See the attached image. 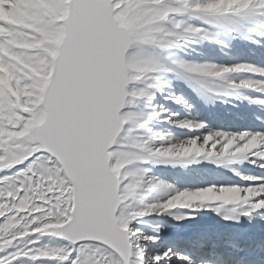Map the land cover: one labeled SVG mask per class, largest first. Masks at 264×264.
<instances>
[{
    "label": "snow or ice",
    "instance_id": "obj_1",
    "mask_svg": "<svg viewBox=\"0 0 264 264\" xmlns=\"http://www.w3.org/2000/svg\"><path fill=\"white\" fill-rule=\"evenodd\" d=\"M159 3L161 0H0L4 11L0 18V172L17 170L19 177H24L20 190L25 182L33 192L50 185L47 191L58 197L55 207L63 221L58 235L71 244L51 250L17 249L7 257L0 256V264L19 257L33 261L48 258L60 264H100L95 254L101 246L106 253L104 264H130L131 251L139 245H134L129 230L131 217L113 215L115 183L108 175V157L112 153L104 151L105 144L115 142V133L105 141L95 131V123L103 105L117 122L116 132H120L129 119L118 114L128 95L125 85L145 71L157 70L151 62H126L125 52L135 40L152 39L153 25L172 11L160 10L155 6ZM196 7L206 13H221L213 3ZM237 11L264 13V2L254 0ZM186 31L195 34L200 29ZM180 67L216 78L232 69L215 65ZM128 69H135L136 74L128 75ZM245 71L260 72L249 65ZM245 83L253 86L249 81ZM256 139L253 136L249 146ZM197 151L199 154L203 149ZM120 166L118 163L113 171ZM260 167L264 168V164ZM32 177L37 178L35 186ZM256 180L264 184V178ZM137 186H128L126 193L130 195ZM98 190L102 194L97 195ZM211 193V188L195 194L181 192L176 199H217ZM13 195L11 191L4 193L9 199ZM257 197H264V192L252 198V208H264V199ZM18 199L19 203L12 206L17 213L30 206V197ZM40 199L52 202L45 196ZM173 204L170 199L154 207L164 211L174 208ZM10 210L0 199V252L28 235L46 234L45 229L56 223L53 220L51 224L32 227L14 215L5 220ZM44 210L37 207L35 212ZM152 211L149 208L133 216ZM21 227L23 231H17ZM169 253L166 250L152 256V264H161Z\"/></svg>",
    "mask_w": 264,
    "mask_h": 264
},
{
    "label": "bare ground",
    "instance_id": "obj_2",
    "mask_svg": "<svg viewBox=\"0 0 264 264\" xmlns=\"http://www.w3.org/2000/svg\"><path fill=\"white\" fill-rule=\"evenodd\" d=\"M241 1L242 0H231V3L238 4L241 3ZM245 1L247 0H243L242 3H245ZM171 2L172 0H161L163 6L160 10L171 9V13H175V10L177 13V15H175L176 17L187 19L194 17L196 20H173L170 22L171 17H169L168 19L159 22H162L165 25L164 21H167L166 26L173 25L175 28H181L185 32L183 33L185 34L184 36L191 33L186 31L189 28L200 29V32L195 33L196 36H193H200L198 37L200 39H196L193 41L194 43L189 42V40L186 41L185 39V42L187 43L186 45L188 46V44H190L191 46H188V49L185 48L179 50L180 54H184L185 52V55L190 54L191 50H189V48L194 47L196 44H198L196 45L198 47L199 44L200 47H204L202 44H204L206 39V37L204 38V33L206 31L205 26L207 25H204L203 19L205 15L210 13L199 10L196 6L204 3H223L225 0H189V5L186 8H173V2ZM179 11L180 13H178ZM0 13L3 17V9H0ZM183 13L186 14L182 15ZM188 13H191L192 15L190 14L191 16H189ZM177 25H179V27H177ZM237 29H239V26L238 28L236 27V30ZM172 33L175 34L179 32ZM180 34L182 33H179L178 36H180ZM171 37H173V35ZM176 37L177 36L174 38L176 39ZM213 38L216 39L211 35L207 36L208 40H213ZM172 39L173 38L170 40L169 38L170 41L166 39L165 44L168 43V45H173L174 43H171L173 41ZM178 45L177 47H174V50L176 48V51H178ZM212 50L216 61L219 62L222 60L224 61L228 55L225 48L221 45H217V47ZM177 54L170 52L169 55L172 57L167 63L161 58L160 66H155L158 70H156L157 77L154 78L153 87L154 85L155 87L152 88L154 91L150 92L152 90L150 88H145L142 91L143 93H150L151 95H149V97L154 101L152 102V107L148 106L150 107V110L147 111L144 109L145 112L132 111L135 112L133 115L137 118L146 119V123L144 122L145 124H142V127L139 129L137 128L138 131L136 130V137H131L132 139L130 142L133 146L132 150L120 152L119 149L117 151V145L120 138L116 142V146L111 150L113 159L115 157L113 153H117V156L115 157L116 162L122 163V158H118L123 156V161H128L127 163H124L126 168L123 170V176L116 170L121 178L120 193L123 200L117 218L131 217L129 230L133 233L132 239L134 245H139V247L133 248L131 264H152V256L166 250H170V253L161 264H231L233 263L234 256L239 253L242 246H249V249L256 255L258 262L263 264L264 208H252L251 205L253 203L252 198L259 195L261 192H264V184H259L260 181L256 180V178H263L264 175V168L260 167L261 164H264V151H253L256 146H259V140L264 137V134L257 132L254 134H247L248 137H246L244 136L246 134L241 136V134H227L221 130H217L215 132H218L221 135L211 136L209 130H206V125L209 126L214 124L215 127L223 125H220L217 119H215V104L213 103L214 105H212L210 100H208V98L212 99L213 97H209L207 91L204 92L201 90L203 88L200 89L192 86L194 91H189L191 88L186 89L187 86L191 85V82L187 84L185 83L186 81L179 76L181 74L178 73L179 70H185L184 68H181L179 64L183 63L186 65H192L191 63L194 62L189 61L190 57L188 56L182 57ZM175 67L177 68V70L174 69L176 70V73L171 70V68ZM165 80V83H167L168 80H175L177 84L175 82L176 86H173L174 82H170L164 87L162 81ZM177 89L182 90L175 91ZM184 94H191L190 96L192 97L189 99H194L195 101L196 98V103L203 105L207 104L208 106L205 107L207 108L206 115L202 114L201 117H199L197 114V120V116H194L195 112L193 113L191 112L192 110L190 111L189 106L194 105L192 103H190V105L189 103H185L183 106V108L185 107V110H180V107H182L181 104L186 100H182L179 95L184 96ZM193 94H195V96ZM158 98L170 103V105L171 103L176 104V102H178L176 100L179 99L182 100V103L178 105L176 104L175 107L173 106V109L166 110L162 109V106L158 104ZM179 102L181 101L179 100ZM128 105L127 101L126 107H128ZM153 105H155V107ZM204 110L205 109L203 108L202 113ZM178 112H180L181 115L178 114ZM188 112L189 114H187ZM262 112H264V109ZM124 113L125 112L123 111L122 116ZM259 114H261V112ZM206 117L210 120L206 121ZM176 121H198L203 126L198 129L179 126L174 123ZM230 125L231 124L229 123V126ZM183 127H186L184 136H182L180 132V135H177L178 131H183ZM228 135L231 136L230 138H226V143L222 142L221 140ZM236 135L241 137H237ZM253 136H256L257 138L256 143L249 146V141L252 140ZM206 137L208 139H206ZM234 137H237L238 139H242L243 137H245V139L248 138V140L244 139L246 142L243 144V149L244 151L250 149L253 152L250 154H238L235 152L234 148L237 145L240 146V141L236 138L234 139ZM229 140L232 141L231 144H229ZM177 141H183L184 143L173 148L172 145L176 144ZM193 141H195V143H193ZM141 145L143 146L141 147ZM185 149H190V151L185 152ZM199 149H203V151L198 154L197 150ZM115 151L117 152L115 153ZM165 152L168 154L165 155ZM152 154H154L152 159L142 158ZM240 155H243L244 158L238 159L237 157ZM162 157L167 158V160H162ZM113 159L111 165L114 163ZM249 169L253 170V175L248 173L250 172ZM250 177L255 179L257 184L250 186H248V184L246 185L245 181H247V179L249 180ZM241 179H245V181H240ZM132 184H138V186L129 195L126 193V189ZM209 188L215 190L213 195L217 197V199L205 201L193 200L188 202L187 207H181L178 205L164 211H157L159 207H154L166 203L172 197L181 192L195 194L196 192L204 191ZM123 190L124 195L126 193L125 196L122 193ZM225 190L234 191L237 198L231 201L221 199L220 197ZM256 199H264V197H257ZM231 207L232 209L230 210ZM149 208L153 209L151 213L141 217L133 216L132 211H147ZM244 211H248L250 214L244 216L242 214ZM238 216L241 218L239 219ZM177 217H182V219H177ZM226 217L230 218L226 219ZM156 225H163L170 228L167 232V237L162 238L159 236L160 234L157 233L158 231L156 232L154 230V226ZM187 230L190 232L186 233L185 231ZM144 237H155V239L145 240ZM144 243H147V246L145 248L146 253L142 257V245ZM221 257L223 260H221Z\"/></svg>",
    "mask_w": 264,
    "mask_h": 264
},
{
    "label": "rangeland",
    "instance_id": "obj_3",
    "mask_svg": "<svg viewBox=\"0 0 264 264\" xmlns=\"http://www.w3.org/2000/svg\"><path fill=\"white\" fill-rule=\"evenodd\" d=\"M172 2L171 3L174 6L173 8H178V7L186 8L189 5V0H172ZM242 2L243 0L241 1V3ZM252 2H254V0L245 1V3H252ZM261 2H264V0H261ZM155 6L160 9L163 6V4L159 3L158 5H155ZM174 12L175 13H171L170 11L168 12V16L166 19L171 17L170 22H172L173 20L174 21L175 20H186V21L196 20V18L194 17L188 18V19L176 17L175 15H177V13L175 10ZM178 13H180V11ZM185 14L186 13H183L182 15H185ZM188 14L189 16L192 15L191 13H188ZM0 18H3L1 13H0ZM166 22L167 21H164L165 23L164 25L162 22L158 21L155 25H153L154 31L152 33V36H153L152 39L135 40V43H134L135 45L132 48L131 52L129 53L127 61L132 62V63L147 61V62H151L152 64L155 63L154 66L159 67L161 63V58L163 59L164 62L167 63L168 60H170L172 57L171 55H169L170 52H174L175 54H177L178 52L177 55H181L182 57L184 56L190 57L189 61L194 62V63H191L192 65H195V64L196 65H215L218 68L221 66L231 67L237 64H244V65H249V66L259 69L260 72L258 73H252V72H247V71L229 72V73L224 74V76L220 78L206 77L198 73L188 72L186 70H179L178 73H181V74L180 75L178 73L177 74L180 77H182L184 81H186L185 83L189 84L191 82V85H189L191 87L189 86L186 87V89L191 88L189 89V91L191 90L194 91V88L192 86H194L195 88L198 87L200 89L203 88L201 90H203L204 92L207 91L208 96L211 98L213 97L212 99L208 98V100H210L212 105L215 104V106L217 107V108L216 107L214 108L215 110L214 114L216 117L215 119H217L220 125L221 124L223 125H221L220 127H215L214 124L209 125V126L206 125V130H209V129H212L213 131L221 130L222 132L227 133V134H241V136L246 134L244 135L246 137H248L247 134H252V133L254 134L257 132L264 134V112H262L264 109V105L262 104L264 103H261V101H264V91L258 90L260 87L264 88V74H262L264 73V62H263L264 61V13H261L258 11H246V12H241V13L228 12L224 14L223 12H221V13H214V14L210 13L208 15H205L203 22H204V25H207V26H205L206 31L204 33V38L206 37V39L204 41V44H202L204 45V47L202 45L201 46L203 48L200 47V44H199V47L196 46L198 44L196 45L194 44L196 48L194 45H193L194 47H190L191 49L189 48V50H191V53H190L191 55L190 54L185 55L186 52L184 54H180L179 50L181 49L183 50L185 48L188 49V46H191L190 44H188V46L186 45L187 43L185 42V39L186 41L189 40V42L194 43L193 41H195L196 39H200L198 38L200 36L193 37V36H196V34L188 33L186 34L187 36L186 37L184 36L185 34H183L185 32L181 28L179 29L175 28L173 25L166 26L167 24ZM235 26L237 28L239 26V29L236 30ZM167 29L169 31L173 30L172 32H179L182 34L178 36L179 33H175L176 34L175 35L171 31L169 32ZM171 34L173 35V37H171L172 36ZM208 34L211 35L212 37H215L217 40L214 38L213 40L210 39L211 41L208 40L207 39V36H209ZM174 35L177 36L176 39L174 38L175 37ZM169 38L170 40L171 38H173L172 39L173 41L176 40L175 42L173 41L171 42V43H174L173 45L172 44L168 45V43L165 44L166 39L169 40ZM177 45L179 46V48L177 49L178 51H176V48L174 50V47H177ZM217 45L223 46L228 54L224 61L223 60L221 62L216 61L215 55H213L212 49L217 47ZM141 53L143 56L141 55ZM174 69L177 70L176 67L171 68V70L176 73V70ZM135 74H136V70L130 69V75H135ZM156 74H157L156 70L155 71H145L142 74H140L137 80L132 81V84L130 85L128 89V92H129L128 104L129 105L124 110L125 113L123 115V116L129 117V119L125 123V131L123 132V134L121 135L119 139V142L117 145V151L119 149H120L119 150L120 152L131 151L133 147L130 142L132 139L131 137H134V136L136 137L137 135L136 132L138 131V129L142 127V124L144 125L146 123L145 118H137L135 115H133V113H135L136 111L137 112L138 111L145 112V110L149 111L150 107L148 106L152 107V102L154 101H152V98L149 97V95L151 94L143 93L142 91L145 88L152 89L155 87V85L153 87V84H154V78L157 77ZM241 80L249 81L251 82L253 86L236 88V89L228 86L230 82L239 83V81ZM162 82L164 83V87H166L170 82L172 83L174 82L173 86H176L177 84L175 80L173 81L168 80L167 82L168 84L165 83L166 80ZM180 90L177 89L175 91H180ZM153 91L154 90L152 89L150 92H153ZM132 93H137V95H132ZM191 94H187V95L184 94V96L179 95L182 100H186L184 101V103H182V100L179 98L178 99L181 102H179V100H176L178 101L176 102L177 105L182 103L181 104L182 107L179 106L180 110L181 109L182 111L185 110V107L183 108L185 103L187 104L189 103V105L190 103H192L194 105L189 106V107H190V111L192 110L191 112L193 113L195 112L194 113L195 117L197 116V114L199 115V117H201L202 114L206 115L205 113H207V108L205 107H207L208 105L196 103V98H195V101L194 99L190 100L189 98L192 97L190 96ZM193 95L195 96V94ZM160 100L161 99L158 98V104L162 106V109H166V110L173 109L176 106L175 103L174 104L171 103L172 105L171 106L170 103L165 102L163 100L160 101ZM153 106L155 107V105ZM203 108L205 110L202 113ZM132 111H135V112H132ZM182 111L180 112L183 113ZM180 112H178V114L181 115ZM260 112L261 114H259ZM187 114H189V112ZM229 119L231 120L233 119V120L231 121ZM197 120H198V116H197ZM207 120L209 121L210 119L206 117V121ZM204 121H205V118H204ZM229 123L231 124L230 126H229ZM185 129L186 127H183V131L182 130L178 131L177 135L182 134V136H184ZM230 136L231 135L224 137L221 141L226 143V138H230ZM237 137H234V139L235 138L238 139ZM262 138L259 140V143H260L259 146H256L253 149V151L255 150L264 151L263 150L264 144L261 143V141L264 140V137ZM244 139L245 137H243L242 139L241 138L238 139L240 141L239 142L240 146L237 145L234 148L235 152H237L238 154L241 153V150H243L244 154H250L251 152H253L250 149H247L244 151L243 144L244 142H246L244 141ZM245 140H248V138H246ZM117 151H115V153ZM116 154L113 153L115 157L117 156ZM115 157L114 159L112 158L114 160L112 167L116 169L118 162H116ZM121 158L123 161L124 156L118 159H121ZM163 159L167 160V158L165 157H162V160ZM125 168H126L125 164L121 163V166L119 167V169H117V172L119 174L121 173L123 176L124 175L123 170ZM249 171H250L248 172L249 174H252V175L254 174L253 170L249 169ZM14 176L17 178V180H11L12 177ZM4 178L8 180L4 181L3 183H0V199H3V202L6 204V206L9 209H11L10 211H8L7 216H5V220H7L8 217L14 215L16 216L17 219L22 220L24 225H32V227H40L44 224H51L53 220H55L56 223L52 225L51 227L45 229L46 234L37 233L35 235H28L21 240H17L8 249H5L4 251L0 252V256L7 257L9 253L14 252L17 249H21V250L48 249V250H51L55 248L71 247L70 244L63 242L56 237L57 227L63 221L58 218L59 210L55 207L56 203L58 202V197L56 196L55 193L50 195L47 191V187H50V185L45 186V187H40L35 192H33L31 190L30 185L27 182H25L22 186L23 190H20L21 189L20 181L24 180V177H19L18 171L15 169L5 170V171L0 172V180H3ZM263 178H264V175H263ZM32 181H33L32 186H35V184L37 183V178L32 177ZM240 181H245V179H241ZM245 182H246V185L248 184V186L257 184V181L255 179H249V180L247 179V181ZM8 191H11L14 193V195L10 199L4 196V193ZM122 193L124 195V190L122 191ZM41 196L47 197V199L51 200L52 202L44 203L40 199ZM25 197H30V206L26 210H23L17 213L15 209L12 208V206L19 203L18 198L23 199ZM37 207H42L45 210L42 212H35V209ZM231 209L232 207L230 208V210ZM33 221H35L36 223L33 224L32 223ZM169 229L170 228H168L167 226H163V225L154 226V230L156 232L158 231L157 233L160 234L159 236H161L162 238L167 237V234H168L167 232ZM17 231H23V227L17 229ZM185 232L187 233L190 231L187 230ZM146 246H147V243L146 244L144 243L142 245V254H141L142 257L146 253L145 252ZM105 254L106 253L101 246V251L96 252L95 254V258L100 260V264H104L103 256ZM73 255H75V253H73ZM6 264H60V262L57 260H52L48 258H41V259L33 261L27 257H19L12 261H6Z\"/></svg>",
    "mask_w": 264,
    "mask_h": 264
},
{
    "label": "water",
    "instance_id": "obj_4",
    "mask_svg": "<svg viewBox=\"0 0 264 264\" xmlns=\"http://www.w3.org/2000/svg\"><path fill=\"white\" fill-rule=\"evenodd\" d=\"M134 43H135V41H133V43L129 46V48L125 52V61L126 62H128L127 61L128 54L132 50ZM127 74L130 75V69L127 70ZM131 84H132V81H129V83L127 85H125V88H126L125 90L127 93H128V89H129ZM128 97H129V94L125 97L124 105L120 109V113H118V114L122 115L123 111L126 109ZM116 126H117V122H114L112 120L110 114L106 113L104 108H103V105H101V107L98 111L97 118H96L95 131L98 134H100L105 141L115 133V142L113 144H110V145L105 144V148H104L105 152H111V150L116 146V142L118 141V139L120 138L121 134L124 131L125 125L122 127V130L118 133L116 132ZM111 162H112V155L108 157V175L111 178V180L115 183V191L112 193V199L115 202V212L113 213V215L117 217L119 208L121 207V205L123 203L122 195L120 193L121 178H120V175L116 171H113ZM100 194H102L101 190H98L97 195H100ZM116 198H119L118 201ZM62 228H63V222L60 223L57 227L56 237L59 240L65 242L67 244H70L69 241H67L66 239L60 238V236L58 235V233H60ZM132 251H133V249H132ZM132 251H131V255H130V264H131V258H132Z\"/></svg>",
    "mask_w": 264,
    "mask_h": 264
},
{
    "label": "clouds",
    "instance_id": "obj_5",
    "mask_svg": "<svg viewBox=\"0 0 264 264\" xmlns=\"http://www.w3.org/2000/svg\"><path fill=\"white\" fill-rule=\"evenodd\" d=\"M205 4H207V3H204V4H202V5H205ZM245 4H246V3L233 4V3H231V0H225V2H223V3H213V7H214V8H218V9L220 10V12H224L225 9H228V10H229L228 12L240 13V12H238L237 10L243 8V7L245 6ZM180 65L190 66V65L183 64V63H180L179 66H180ZM245 66H246V65H244V64H237V65H234V66H232V69L229 70V72H240V71H245ZM184 69H185L186 71H188L187 68H184ZM233 69H234V70H233ZM188 72H190V71H188ZM229 72H228V73H229ZM262 74H264V73H262ZM222 77H223V76H222ZM228 86L231 87V88H234V89H236V88H242V87H248V86L246 85V83H245L244 80L239 81V83L230 82ZM258 90H260V91H264V88H259ZM261 103H264V101H261ZM174 123L178 124L179 126H187V127H191V128H197V129L203 126V125H202L200 122H198V121H191V122H188V121H176V122H174ZM209 134H210L211 136L221 135L220 133L215 132V131H213L212 129H209ZM182 143H184V142H183V141H177L176 144L172 145V147H173V148H176V147H178V145H180V144H182ZM255 143H256V140H255V142H254L252 145H254ZM261 143H264V140H262ZM252 145H250V146H252ZM185 150L190 151V149H185ZM185 152H187V151H185ZM241 153H243V150H241ZM153 155H154V154H152V155H148V156H145V157H142V158H144V159H152V158H153ZM237 158H238V159H243L244 157H243V155H240V156L237 157ZM157 187H167V186H157ZM214 191H215V190L212 189V193H211V195H213V192H214ZM176 198H177V195L171 198V200H173V202H174V204H173L174 207H176V206H178V205L181 206V207H185V206H188V202H189V201H193V200H189V199H188L187 197H185V196H181V197L179 198V200H177ZM220 198L223 199V200L231 201V200L236 199L237 197H236V194H235L234 191L225 190V191L222 193V196H221ZM168 201H169V200H168ZM159 210H160V209L158 208L157 211H159ZM132 212H133V213H136V212H138V211H132Z\"/></svg>",
    "mask_w": 264,
    "mask_h": 264
}]
</instances>
